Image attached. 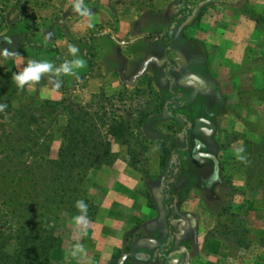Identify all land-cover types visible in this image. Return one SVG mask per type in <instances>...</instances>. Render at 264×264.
<instances>
[{
    "label": "rangeland",
    "instance_id": "1",
    "mask_svg": "<svg viewBox=\"0 0 264 264\" xmlns=\"http://www.w3.org/2000/svg\"><path fill=\"white\" fill-rule=\"evenodd\" d=\"M165 1L168 0H83V7L88 10L87 14L101 12L104 15L102 16L104 20L90 25L86 29L85 25L74 19L72 32L68 35L67 41L62 43V50L57 58V68L65 61H72L77 58L85 61L84 66L76 69L74 75H67L68 82L65 86L60 87V91L64 94L60 93L59 96L61 100L65 101L67 108L61 106L54 109L48 105L46 107L35 103V97L43 100L47 97L53 98V96L45 95L43 92L42 95H36L33 88L28 87V85L23 90L18 89L13 80V75L24 69V65L17 62L16 57L19 55H24L29 60L52 63L45 52L40 53L35 49V46L38 45L36 43H40L36 42V39L44 41L45 37L41 34L44 33L43 30L32 34L34 29L30 25L29 31L25 35H14L13 43L19 47L17 52L9 49L6 44H0V104L7 105L0 112V176L1 178L6 177L7 162H10L6 156L11 155L10 148L19 146L21 142H27L29 145L38 144L39 149L48 152V156L56 157L62 141L63 128L67 121L71 120L76 127L87 131L90 141L97 138L104 144L110 143L109 149L102 151V157L105 161L109 162L117 156L125 155L137 163V168L144 179L148 177L150 172L160 170L158 163L152 162L154 158L159 159L160 157L162 175L158 173L153 178L149 177L147 181H140L137 187L146 195L148 194L147 197L152 206L161 208L159 223L161 231L165 230V219L169 220L173 214L175 215L174 210L178 211L179 217L186 215V219L196 221V226L192 230L188 229L184 241L185 244H189L190 249L192 248L195 256L203 254L204 257L208 252L215 250L216 253H212L215 259L205 260L206 263L204 262V264H264L263 191L259 190L256 196H252V199L257 203L251 210L233 212L234 214H241V218L233 217L231 214L224 217L229 225L228 228H223L224 223L221 222L214 225L215 219L212 216L218 214L217 211L222 207V204H229L232 200L230 196L225 194L227 190H230V185L227 182L229 180L225 178L224 181H218V176L216 177L214 173L213 163L203 165L193 162L191 157L196 152H193L195 141L191 139L188 145L189 150L181 149L179 148L181 141L173 137L168 138L166 137L167 133H165L164 140L177 147L174 152L164 145L166 144L165 141L161 149L158 146H151L152 143H150L151 138H158L155 127H159L163 123L165 125L174 123L167 114L166 107H162L159 95H183L182 106L184 108L179 105L180 103L179 106L174 105L177 101L171 107L173 113L176 114L181 109L203 112L201 99H192L193 95L202 94L201 92H209L210 95H207L209 104L213 106L220 104L222 108L233 109L236 113L235 118L229 120V123L238 120L241 131L237 132L235 138H239V142L244 145V124L247 127H252L250 137L264 141V59L257 61V66H252V63L248 66V62L245 60L247 56L244 58V54L224 52L225 61H211L209 54L205 56V64H203L197 46L189 42L186 43L182 34H176L173 47L180 49L182 55L173 54L172 57H165L164 63L168 62L161 65L157 59L162 60L165 54L162 45L159 43L153 50V54L158 58L155 61L149 60L145 63V59L149 55L150 44L147 43L145 35L142 36V34L146 33L156 23L154 17L146 15L145 12L150 6H163ZM202 1H204L203 5L207 6H212L214 3V0ZM76 2L77 0L73 2L72 7ZM173 4L174 10L180 14L178 20L182 25L196 24L204 14L201 9L202 4L200 6L183 5L182 0H174ZM186 7L190 9L185 11L184 8ZM23 11L29 13L25 8ZM74 12L78 13L77 11ZM260 12L258 10L257 13L260 14ZM29 18L30 24H36L33 17ZM259 22L261 26H264V17H261ZM113 35L119 42L129 44L122 45L114 41ZM135 38L136 40L132 41ZM69 45H74L79 49L77 56L74 57L68 51ZM207 48L210 50V47L207 46ZM4 49L10 53H15V55L6 58L3 55ZM176 57L183 59L185 64L183 68H177L180 60ZM167 67L168 70H166ZM253 70L263 71L259 77L262 84H256L257 80L250 82L253 77L251 76ZM3 72L12 76L7 77ZM191 73H198L206 79L208 83L204 88L199 90L194 82L187 81L188 75ZM98 74L101 81L111 80V91H106L103 88V83L88 82V79L90 80L91 77H96ZM45 75L51 76L50 73H46L42 77ZM64 76L66 77V75ZM80 107L87 111L86 116L78 117ZM56 114L57 116L54 117ZM212 116L214 117V115ZM21 118H25V124L22 123ZM168 135H170L169 132ZM190 136L191 134H189ZM18 138L22 139L20 143L16 140ZM122 142L128 144V148L120 145ZM208 149H215L212 141H210ZM22 158L25 160L24 163L29 165H32V161L34 162L30 150ZM45 159L48 158H44V162ZM202 161L201 163H204L205 160ZM181 163L185 183L179 190L173 187L180 194V199L176 202L172 196H165L166 191H163L164 189L161 187L167 183L166 178L177 173ZM39 166L42 167L41 170ZM231 170L238 173V179H234L233 182L238 185L243 184L244 189H246L247 179H244V165L239 166V169H232L230 166L227 173ZM49 171L47 162L46 165L41 162L37 166L34 165L27 175L21 174V176L24 175L22 190L26 191L36 187L40 194V197L35 198L31 205V208L36 211L34 218L21 220V224L23 222L25 224L30 223L32 227L33 223L35 225L46 223L53 227V221L56 223L55 219H59L56 234L61 237V245L52 252L51 264H98L96 258L85 257L88 254L89 243L79 231L86 224L96 220L100 216V211L95 214L94 210L89 211L87 207L86 214L90 218L95 215L94 218L89 220L85 216V222L78 224L75 218L79 214L71 211L69 205L67 206L68 210H58L61 196L56 200L57 202H53L51 198L55 196L56 191L61 190L62 186L60 185V187L58 183L56 184L55 181L53 183L52 179L50 180ZM32 177L35 180H31ZM72 178L76 179L75 176ZM217 182L219 185H214ZM202 183L205 188L199 189ZM72 186V181H70L69 188ZM98 187L99 183L91 180L88 193L93 196L90 200L95 201V205H97ZM190 191L196 194L194 196L196 201L202 200L206 207L212 209L213 213L210 214V217L196 213L190 214L191 217L179 211L181 207L190 205L188 204L192 199L188 194ZM70 194L76 195L77 193L70 192ZM23 195V193L20 195L21 198ZM84 197V195H79L77 201H84ZM2 199L7 200V197L1 195L0 200L2 201ZM240 201L238 195L234 196V205H239ZM173 203L174 206L171 211L167 207ZM60 209L66 208L61 207ZM197 209H201V207L198 206ZM26 210L27 207L21 205L20 213H18L21 214ZM5 215L6 217L3 216L0 223L9 229L11 225H15L16 219H12L13 216L9 217L6 211ZM127 220L131 222L134 218L128 215ZM9 224L10 226H8ZM198 236L209 238L210 242L199 241ZM173 244L179 245L180 243L173 242ZM77 245H80L82 250L78 249ZM92 252L93 254L96 253L95 250H92L90 254ZM167 253L166 250L163 256L165 258L151 262V264H172L171 258L175 259V256L167 257ZM121 256L122 252L116 253L107 264H118V259ZM178 260L179 264H183L184 255L180 254Z\"/></svg>",
    "mask_w": 264,
    "mask_h": 264
},
{
    "label": "crops",
    "instance_id": "2",
    "mask_svg": "<svg viewBox=\"0 0 264 264\" xmlns=\"http://www.w3.org/2000/svg\"><path fill=\"white\" fill-rule=\"evenodd\" d=\"M74 1L0 0V44H6L9 46V49L11 48L17 52L19 47H16L14 45L15 43H13L14 35H25L29 31L30 25L34 29L32 34L43 30L44 33L41 34L45 37L44 41L36 39V42L40 43H36L38 45L35 46V49L40 53L45 52L52 61L54 68H57V58L59 52L62 50V43L67 41L68 35L72 32L74 19L78 20L77 22L80 24L85 25L86 29L90 25L104 20L102 17L104 15L101 12L85 15H81L80 12H74V7H72ZM203 2H201V7H204L202 10L204 14L201 16L200 21L193 25H182L179 23L178 19L180 14L174 10V0L165 1L163 6H150L146 10L145 14L154 17L156 23L147 30L148 33L146 31V33L142 34V36L145 35L147 43L150 44L149 55L146 57L145 63L149 60L155 61L158 58L153 54V50H155L156 45L159 43L162 45L165 55L168 50H171L173 54L182 55L180 49L173 47L176 34H182L186 43L189 42L197 46L203 64H205V56L209 54L211 61H225L226 55H224V52L244 54V58L247 56L245 60H247L248 66L251 63L252 66H257L256 62L264 59V26H261L259 22L260 18L264 17V0H214L212 6L203 5ZM24 8L29 13L23 11ZM258 10L261 11L260 14L257 13ZM29 17H33L36 24H30ZM150 33L152 34L149 35ZM112 38L122 45L129 44L127 42H119L114 35ZM134 40L136 38L132 41ZM207 46L210 47V50ZM16 58L18 59L17 62L24 65V67L30 61L24 55H19ZM176 58L180 60L177 68H183L185 66L183 59L181 57ZM165 60L166 58L164 56L162 60L157 59V62L164 65L168 62L166 61L164 63ZM261 73H263L262 70H253L252 74L250 73L253 76L250 82H256L257 80L256 84H262V80L259 79ZM5 75L8 77L12 76L8 73ZM50 75H45L46 77H42L43 79L38 82L28 84V87L33 88L36 95H42L44 93L45 95L53 96V98L47 97L46 99L61 100L59 94L64 93L60 91V87L65 86L68 82V76L61 75L57 78L52 73ZM57 79L61 83L58 89L55 87ZM102 81L99 79V74L96 77H91L90 80L88 79L89 83H103V88L106 91H111V80L108 79L107 82ZM187 81L194 82L199 90L204 88L208 83L198 73L189 74ZM201 93L199 95H193L192 99H201L203 112L181 109L176 114L173 113L171 107L177 101L174 105L180 103L179 105L184 108L182 106L183 95H159L162 107H166L167 114H169L170 119L174 123L167 125L163 123L159 127H155L158 138H151L150 143H152L151 146H158L161 149L165 141L166 144L164 145L174 152L177 150V147L168 144L167 140H164L165 133H167L166 137L168 138L173 137L180 140L181 147L179 146V148L181 149L189 150L188 145L191 139L195 141L193 152L197 154L192 155L193 162L203 165L213 163L214 173L216 177L218 176V181H224L225 178L229 180L227 182L230 185V190H227L225 194L230 196L232 200L229 204H222V207L217 211L218 214L212 216L215 219H213L214 225H216L217 222L226 223L224 217L228 213L233 217L241 218L242 215L236 214V211L251 210V202L249 201L253 200L252 196L257 195V192L253 193L248 189H244L243 184L238 185L233 182L234 179H238V173L236 171L231 170L227 173L230 166L232 169H239V166L242 165L244 161L242 154L246 148V139L252 138L249 136L252 127H247L244 124L243 145L239 142V138H235L237 132L241 131L238 120V123H229V120L231 121L232 118H235L236 113H234L233 109L222 108L220 104L213 106L208 103L207 95H210L209 92ZM155 130L153 129L152 131ZM168 132L170 135H168ZM189 134H191L190 137ZM210 141L215 146L214 150L208 149ZM120 145L123 147L126 146L127 148L129 146L124 142ZM115 150L117 149L115 148ZM202 160L206 162L201 163L203 162ZM152 162L158 163L160 170L150 172L145 179L135 166L134 161L125 155L117 156L90 173V180L99 183L96 204L98 205V213L100 211V216L96 220L86 224L84 228H80L79 232H81V236L89 243L88 254L85 257L90 259L96 258L98 264H107L116 253L122 252V256L118 259V264H151V262L165 258L163 257L164 252H166V250H163L164 246L170 248L167 251V257H172V252L184 245L187 246L190 253V264H204V262L206 263L205 260L215 259L214 255H212V253H216L214 252L215 250L208 252L204 257L203 254L195 256L189 244H185L184 234L187 233L183 227L191 223L193 224L191 227L196 226V221L186 219V215L179 217V214H177L178 211L174 210L175 215L173 214V217L171 219L169 218L170 221L165 219V230L161 231V226L159 225L161 208L159 206H152L147 197L148 194L146 195L144 191L137 187L140 181H147L149 177L153 178L154 175L161 173L160 157L159 159L154 158ZM244 179H246L245 175ZM166 180L167 183L162 185L161 189L166 191L165 196H172L177 202L180 199V194L176 190H179L185 183L182 163L179 165L177 173L166 178ZM214 185L217 186L219 184L217 182ZM204 188L205 185L202 183L199 189ZM188 194L192 198L188 203L190 205L188 207H181L179 211L186 213L188 216L196 213L209 215L210 217V214L213 213L212 209L206 207V204L202 200L196 201L194 198L196 194L193 191H190ZM236 195L241 200L240 206L234 205V196ZM173 206L174 203L171 206L168 205L167 208H170L172 211ZM198 206L201 209H197ZM233 212L236 213L234 214ZM128 215L132 216L134 220L129 222L127 220ZM198 239L199 241L210 242L209 238H202V236H198ZM173 242L180 244L174 245ZM90 250H95L96 253L93 254L92 252L90 254ZM180 254L181 252L173 255L175 259L171 258L172 264H179L178 257Z\"/></svg>",
    "mask_w": 264,
    "mask_h": 264
},
{
    "label": "trees",
    "instance_id": "3",
    "mask_svg": "<svg viewBox=\"0 0 264 264\" xmlns=\"http://www.w3.org/2000/svg\"><path fill=\"white\" fill-rule=\"evenodd\" d=\"M182 1L183 5L192 4V6H200L202 2V0ZM189 9V7L184 8L185 11ZM201 9L203 10L204 7H201ZM34 100H36L35 103L39 105H45L46 107L48 105L54 109L61 106L67 108L65 106L67 104L64 103V100H41L37 97H35ZM57 114L54 117H56ZM87 114V111H84L80 107L78 117L86 116ZM24 120L25 118L22 119L23 124H25ZM16 140L20 143L22 139L18 138ZM109 144L110 143L104 144L97 138L91 139L90 141L87 131L76 127L71 120H69L63 128L61 145L57 156L54 158L50 157V155L48 156V152L39 149L38 144L29 145L27 142H21L19 146L10 148L11 155L6 156L10 161L7 162L5 171L6 177L1 178L0 176V196L2 195L3 197L4 195V197H7V200H0V213L2 212L0 214V220L3 216L6 217V211L8 216H13L12 219H16V221L14 223L15 225L11 226L10 222L8 225L10 226L9 229L6 228L7 226L1 225L2 223H0V264H51L52 252L61 245V237L56 234V229L59 226V219H55V221H57L56 223L53 221V227L46 223L35 225L32 222V227L30 223L25 224L23 222V224H21V220L25 221L34 218V213L36 211L34 208H31V205L34 203L35 198L40 197L38 193L39 190L36 187L29 188L26 191L22 190L24 175H27L33 169L34 165L37 166L41 162L46 165L47 162L50 168V180L52 179L53 183L55 181L56 184L58 183L59 186H62H60L61 190L56 191L55 196L51 198L53 202H57L56 200L61 196L59 199L60 205L57 209L62 211L68 210L67 206L69 205L71 211L82 215L75 205L79 195H84V202L88 210H94L96 214L98 211L97 205H95V201L90 200L93 196L88 193L91 185L89 177L93 170L100 168L103 164L108 162L103 159L102 155L104 150L109 149ZM28 150H30L32 157H34V162H31L32 165L24 163L25 160L22 158ZM242 157L244 158L242 165H244V173L247 179L246 189L253 193L262 190L264 194V141L255 138H247L246 148ZM44 158L48 159H45L44 162ZM134 164L137 167L135 161ZM39 167L41 170L42 167ZM89 169L90 172H88ZM21 174L24 175L21 176ZM32 175H34V172H32ZM74 176L76 179L72 178ZM32 179L33 177L31 180ZM33 180H35V178ZM70 181H72L73 185L71 188H69ZM5 183L6 185H4ZM70 192H76L77 194L71 195ZM22 193L24 195L21 198L20 195ZM249 202H251V208L257 203L254 199ZM21 205L27 207V210L19 214ZM61 207L66 209H60ZM83 215L89 220H92L95 216L90 218L86 213ZM228 226L229 225L226 223L223 224V228H228Z\"/></svg>",
    "mask_w": 264,
    "mask_h": 264
},
{
    "label": "clouds",
    "instance_id": "4",
    "mask_svg": "<svg viewBox=\"0 0 264 264\" xmlns=\"http://www.w3.org/2000/svg\"><path fill=\"white\" fill-rule=\"evenodd\" d=\"M74 9L77 12H80L81 15H85L88 13V10L83 7V0H77L74 4ZM11 43V41H9ZM68 51L75 57L79 53V49L74 45H69ZM3 55L8 58L14 56L15 53H10L7 49H4ZM85 61L83 59H74L72 61H65L60 65L59 68H54L53 63L47 61H35L30 60L27 63V66L24 67L23 71L15 73L13 75V80L18 89L23 90L26 85L32 82H38L41 80L44 74L52 73L57 78H59L62 74L69 75L75 74V70L82 68L84 66ZM61 86L59 79H57L55 83V87L58 89ZM7 107L6 104H0V112H2ZM76 208L82 213V215L76 216V222L79 224L81 222H85V215L87 211V205L83 200L76 201ZM78 249L82 250L80 245H77Z\"/></svg>",
    "mask_w": 264,
    "mask_h": 264
},
{
    "label": "flooded vegetation",
    "instance_id": "5",
    "mask_svg": "<svg viewBox=\"0 0 264 264\" xmlns=\"http://www.w3.org/2000/svg\"><path fill=\"white\" fill-rule=\"evenodd\" d=\"M168 49H169V48H168ZM168 49H167V50H168ZM172 56H173V52H172L171 50H168V51L166 52L165 57H172ZM168 69H169V68L167 67L166 70H168ZM180 222H182V221H180ZM191 225H193V224H192V223L189 224V225L187 224V225H185V226L183 227L184 229H186V233H188V231H189L188 229H191V230L193 229V226L191 227ZM188 226H190V227H188ZM175 236H176V235H175ZM185 236H186V234H184V237H185ZM184 247L188 250L187 246L182 245L178 250L172 252L171 255L173 256V255H175L176 253H180V252H181V254L184 255V261H183V264H186V257H187V255H186V252H185L184 249H183ZM169 249H170L169 247H167V248H166L165 246L163 247V250H167V251H168Z\"/></svg>",
    "mask_w": 264,
    "mask_h": 264
},
{
    "label": "water",
    "instance_id": "6",
    "mask_svg": "<svg viewBox=\"0 0 264 264\" xmlns=\"http://www.w3.org/2000/svg\"><path fill=\"white\" fill-rule=\"evenodd\" d=\"M183 249H184V251L186 252V255H187L186 264H190V253L185 247Z\"/></svg>",
    "mask_w": 264,
    "mask_h": 264
}]
</instances>
